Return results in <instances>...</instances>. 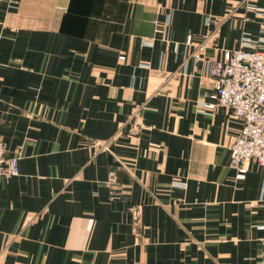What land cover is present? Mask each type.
Returning a JSON list of instances; mask_svg holds the SVG:
<instances>
[{
  "label": "crops",
  "instance_id": "0c3cea01",
  "mask_svg": "<svg viewBox=\"0 0 264 264\" xmlns=\"http://www.w3.org/2000/svg\"><path fill=\"white\" fill-rule=\"evenodd\" d=\"M245 2L0 0V264H264V167L205 106Z\"/></svg>",
  "mask_w": 264,
  "mask_h": 264
},
{
  "label": "built area",
  "instance_id": "2783aa9c",
  "mask_svg": "<svg viewBox=\"0 0 264 264\" xmlns=\"http://www.w3.org/2000/svg\"><path fill=\"white\" fill-rule=\"evenodd\" d=\"M247 10L257 16L264 15V9L246 0ZM157 24V21H154ZM262 37L254 39L244 36L240 47L228 50L224 62L211 69L216 76V87L212 94L214 103L205 105L213 110L222 107L243 120L241 133L230 147V167L236 171V178L245 179L247 165L255 163L264 167V21L260 23ZM161 29L157 28V33ZM188 37L186 45H191ZM178 48V43H175ZM205 45H199L195 59L204 57ZM123 59V58H122ZM5 144L0 141V181L7 177L19 176V159L5 158ZM114 182V175L111 174Z\"/></svg>",
  "mask_w": 264,
  "mask_h": 264
}]
</instances>
